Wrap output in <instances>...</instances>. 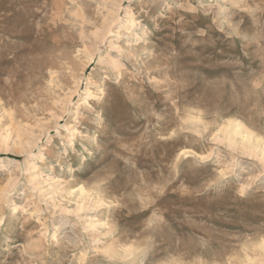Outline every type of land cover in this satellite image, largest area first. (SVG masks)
<instances>
[{"label":"rangeland","instance_id":"obj_1","mask_svg":"<svg viewBox=\"0 0 264 264\" xmlns=\"http://www.w3.org/2000/svg\"><path fill=\"white\" fill-rule=\"evenodd\" d=\"M0 264H264V0H0Z\"/></svg>","mask_w":264,"mask_h":264},{"label":"bare ground","instance_id":"obj_2","mask_svg":"<svg viewBox=\"0 0 264 264\" xmlns=\"http://www.w3.org/2000/svg\"><path fill=\"white\" fill-rule=\"evenodd\" d=\"M228 126H230V125H228ZM230 128V127H229ZM234 130H235V128H234ZM236 130H243V127H242V125L241 124H239V123H237V125H236ZM244 132V131H243ZM237 134H239V133H237ZM241 134V133H240ZM247 136H248V138H249V140H250V136H249V134L247 133ZM246 136V137H247ZM251 139H253V138H251Z\"/></svg>","mask_w":264,"mask_h":264}]
</instances>
